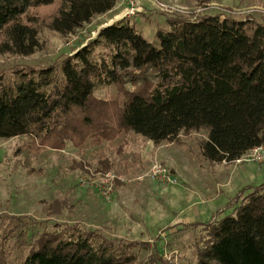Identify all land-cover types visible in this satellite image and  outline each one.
<instances>
[{
  "label": "trees",
  "instance_id": "obj_1",
  "mask_svg": "<svg viewBox=\"0 0 264 264\" xmlns=\"http://www.w3.org/2000/svg\"><path fill=\"white\" fill-rule=\"evenodd\" d=\"M115 1L0 0V55L33 53L40 26L73 35ZM46 8H52L46 20L27 16ZM165 23L147 41L121 18L99 28L58 68L15 70L12 86L0 75V139L28 136L61 150L66 142L80 148L129 133L159 146L203 131L198 148L211 163H230L264 146V23L217 15ZM102 85L114 86L121 102L94 99ZM73 108L79 111L70 119ZM73 168L81 169L80 161ZM226 208L231 212L219 220L185 225L201 227L194 264H264V182L238 190ZM28 228L20 217L0 221V264H168L154 249L137 260L134 250L145 244L96 230L53 224L29 243ZM23 243L25 254L12 260L10 250Z\"/></svg>",
  "mask_w": 264,
  "mask_h": 264
},
{
  "label": "rangeland",
  "instance_id": "obj_2",
  "mask_svg": "<svg viewBox=\"0 0 264 264\" xmlns=\"http://www.w3.org/2000/svg\"><path fill=\"white\" fill-rule=\"evenodd\" d=\"M176 3L184 8L183 13L170 15L154 11L166 19L217 15L252 18L264 23L261 15L264 0H176ZM51 10L30 9L27 16L40 22L46 20ZM196 10L199 13H195ZM96 18L98 16L73 35L59 36L40 26L38 46L33 53L0 55L3 82L12 86L18 77L15 70L58 68L62 58L72 55L95 36L90 31H94L91 29ZM138 22L137 18L136 30ZM162 23L158 27L164 28ZM144 37L152 41V38ZM125 88L131 90L129 85ZM92 95L94 99L117 104L122 100L114 86H98ZM72 110L70 119L79 111ZM72 134L78 137L81 130L76 129ZM203 138V131L179 134L170 144L153 146L149 143L152 147L149 152L142 146L146 140L130 133L111 142L95 144L88 141L80 148L66 142L61 150L43 147L28 136L0 139V221L6 222L11 216L20 217L29 227V243L40 232L50 231L53 224H67L82 230H96L108 239L145 244L134 250L140 261H146L154 249L168 264H194V246L198 243L201 227L185 225L219 220L231 212L232 208H226V201L243 183H238L235 174L230 180L225 179V175L237 166H247L248 172L259 170L250 185L264 182V163H211L205 160L198 148ZM139 155L150 158L151 162L141 160ZM153 159L175 177L176 184H165L145 176ZM75 161H80L81 169L73 168ZM83 167L91 172L111 171L121 176L123 183L115 185L109 203H103L93 191L78 188L76 179ZM138 177L141 179L137 180ZM27 248L26 243L19 248L14 245L10 258L23 257Z\"/></svg>",
  "mask_w": 264,
  "mask_h": 264
},
{
  "label": "built area",
  "instance_id": "obj_3",
  "mask_svg": "<svg viewBox=\"0 0 264 264\" xmlns=\"http://www.w3.org/2000/svg\"><path fill=\"white\" fill-rule=\"evenodd\" d=\"M152 1L153 8L159 12L172 15L175 13H183L184 11V8H181L176 3V0H171L169 2H161L158 0ZM123 4L124 8L121 12L122 17L133 18L141 12V7L137 4L136 0H123ZM198 11L199 10H196L195 13H199ZM261 15L264 16V12H262ZM196 17V15H192L188 16L186 19L194 20ZM241 162L254 164L264 163V146L254 147L230 163L239 164ZM145 176L151 180L165 184H176L175 177L162 164L156 161H153L150 164ZM139 179L141 178L138 177L137 180ZM116 182L123 183V179L120 175L111 171L104 173L91 172V169L86 167H83V170L76 179V185L78 188L93 191L96 197L103 203H109L112 200Z\"/></svg>",
  "mask_w": 264,
  "mask_h": 264
},
{
  "label": "crops",
  "instance_id": "obj_4",
  "mask_svg": "<svg viewBox=\"0 0 264 264\" xmlns=\"http://www.w3.org/2000/svg\"><path fill=\"white\" fill-rule=\"evenodd\" d=\"M136 2L141 7V12H139L137 14L138 16L136 15L133 18H126V19L132 21L133 25L135 24V22H137V18L139 19L137 31L143 37L146 35V36L152 38L153 33L157 28L166 29V23H165L166 18L164 15L154 11L152 0H136ZM123 8H124L123 0H116L115 5L113 6V8L110 11H108L107 13H105L101 16H98V18H96L95 23H94V28L91 29L94 31H90L92 33V35L94 33H96L99 28L105 27V26L111 24L112 22L119 20L121 18H125V17L121 16V12H122ZM91 21H94V19H92ZM162 21H163V23H162ZM160 23H162L164 28L158 27V24H160ZM146 40L149 41L148 39H146ZM149 143L151 145V142H149L147 140H146V142L142 143V146L144 145V147H145L144 150L146 152H149V150L152 148L149 146ZM139 157L141 158V160L145 159V160H148L149 162H151L150 158H147L146 156L139 155ZM153 161H154V159H153ZM235 168H234L235 169L234 171L229 172L230 174L227 173L225 175V179L227 178L228 180H230V179H232V174H235L236 177L238 176V178H237L238 183L242 182L243 185L238 186L239 188L235 191V193H233L231 199L237 193L238 190H240L244 186L250 185V182L253 181L255 176L259 173V170H256L257 172L254 173L252 171L253 174H251L252 172H248V170H246V169H249L247 166L246 167L237 166ZM226 183L227 182H225L224 184H226ZM251 186H253V185H251ZM112 198H113V195H112ZM230 200H228L226 202H229Z\"/></svg>",
  "mask_w": 264,
  "mask_h": 264
}]
</instances>
